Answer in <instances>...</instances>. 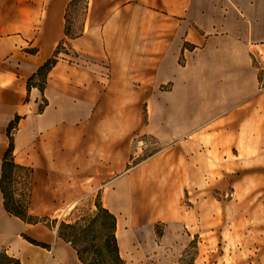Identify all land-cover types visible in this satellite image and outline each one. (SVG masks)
Instances as JSON below:
<instances>
[{
	"label": "crops",
	"instance_id": "0c3cea01",
	"mask_svg": "<svg viewBox=\"0 0 264 264\" xmlns=\"http://www.w3.org/2000/svg\"><path fill=\"white\" fill-rule=\"evenodd\" d=\"M74 2L0 0V179L19 115L14 158L31 170L30 208L58 216L75 203L69 220L94 210L98 198L111 211H131L135 134L156 125L149 114L145 122V108L164 85L185 91L181 56L252 28L255 0H87L82 30L69 35ZM56 55L43 88L29 87ZM3 202L0 186L6 219Z\"/></svg>",
	"mask_w": 264,
	"mask_h": 264
},
{
	"label": "rangeland",
	"instance_id": "374dc122",
	"mask_svg": "<svg viewBox=\"0 0 264 264\" xmlns=\"http://www.w3.org/2000/svg\"><path fill=\"white\" fill-rule=\"evenodd\" d=\"M86 6L75 0L69 9L72 34L82 30ZM251 8L252 28L181 56L185 91L164 85L144 110L145 122L149 114L156 125L135 134V204L127 213L108 205L121 220L128 264H264V0ZM6 184L36 215L30 170L14 168ZM160 199L164 206L152 210ZM65 208L38 215L36 224L5 212L0 249L24 262L28 246V256L68 264L55 254L72 250L57 233L61 221H75L69 218L76 207Z\"/></svg>",
	"mask_w": 264,
	"mask_h": 264
},
{
	"label": "trees",
	"instance_id": "16d2710c",
	"mask_svg": "<svg viewBox=\"0 0 264 264\" xmlns=\"http://www.w3.org/2000/svg\"><path fill=\"white\" fill-rule=\"evenodd\" d=\"M66 32L69 35L72 34L68 26H66ZM56 61L57 55L42 65L38 72L30 77L29 87L38 83L42 89V82L45 81L48 71ZM36 77H38L39 81H36ZM19 119L20 116L17 115L9 124L8 129L10 144L4 156L3 171L0 179V186L4 195L3 205L9 215L18 217L26 223L36 224L41 222L43 217L46 216L40 218L38 215L30 214L29 205L14 201L13 194L8 191L6 184L14 168H27L16 163L14 158V135L12 129L17 126ZM117 231V215L108 207L104 206L100 198L97 199L96 208L91 213L83 215L75 221H61L57 228L58 237L70 243L78 259L83 264H128L121 253ZM26 238L31 242L38 243L32 238ZM42 246L46 247L47 244L42 243ZM0 264H23V261L20 257L10 254L7 249L3 248L0 249Z\"/></svg>",
	"mask_w": 264,
	"mask_h": 264
},
{
	"label": "bare ground",
	"instance_id": "6f19581e",
	"mask_svg": "<svg viewBox=\"0 0 264 264\" xmlns=\"http://www.w3.org/2000/svg\"><path fill=\"white\" fill-rule=\"evenodd\" d=\"M152 206V210H157L161 207L164 206V203L162 201V199H160V201H154L153 204L151 205ZM74 207H76V204L75 203H72L68 206H66L65 208V211L68 210H72L74 209ZM32 210H34V206H31ZM5 223L4 221V218L1 217L0 218V224L3 226V224ZM120 225H121V220L120 218L118 217V231H117V235H118V238H119V243H120V248H121V253L123 255V251H122V236L124 237V235L122 234V232H120ZM27 249H28V246L25 247L23 253L21 254L23 259L25 260L23 262V264H54L53 263V259L51 257H48L47 259H45V257H43V255L41 256V254L39 255H32L31 256H28L27 255ZM54 253V251L52 252ZM56 255H58V257H62L68 264H83L77 257L76 255V252H74L73 250H70V249H64L62 247H59L56 252H55Z\"/></svg>",
	"mask_w": 264,
	"mask_h": 264
}]
</instances>
